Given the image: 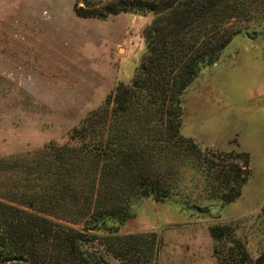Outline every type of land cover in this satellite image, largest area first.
I'll use <instances>...</instances> for the list:
<instances>
[{"label": "trees", "instance_id": "16d2710c", "mask_svg": "<svg viewBox=\"0 0 264 264\" xmlns=\"http://www.w3.org/2000/svg\"><path fill=\"white\" fill-rule=\"evenodd\" d=\"M77 17L151 14L146 51L130 83L67 136L42 150L0 159V264H154L153 233L119 234L144 199L176 195L183 171L202 175L207 210L236 201L250 157L215 152L181 135L182 98L231 40L264 29V0H109ZM206 210V209H205ZM234 223L209 228L217 264H264Z\"/></svg>", "mask_w": 264, "mask_h": 264}, {"label": "rangeland", "instance_id": "374dc122", "mask_svg": "<svg viewBox=\"0 0 264 264\" xmlns=\"http://www.w3.org/2000/svg\"><path fill=\"white\" fill-rule=\"evenodd\" d=\"M78 1L0 0V159L64 143L117 85L134 76L152 15L83 19L74 13ZM107 1L89 0L88 10ZM258 33L254 39L244 32L235 36L186 88L181 126V135L203 148L251 150L254 180L264 162V29ZM202 179L197 171H183L174 197L142 200L119 234L157 235L154 264H217L209 228L234 223L250 255L264 254V204L232 221L253 206L248 196L207 210Z\"/></svg>", "mask_w": 264, "mask_h": 264}, {"label": "crops", "instance_id": "0c3cea01", "mask_svg": "<svg viewBox=\"0 0 264 264\" xmlns=\"http://www.w3.org/2000/svg\"><path fill=\"white\" fill-rule=\"evenodd\" d=\"M181 126H182V123H181ZM208 149L215 150L209 147ZM218 151H221V150H218ZM235 151L247 153L250 157V165H251V162H252L251 157L253 155V152L251 150H249L248 148H244L242 145ZM262 164L263 165L261 166V169L258 170V175L256 176L257 177L256 180H254L252 178L253 176L251 175V177L249 178V180L243 187L240 197L236 200V201L242 200V198L247 195L249 201L251 202L253 206L249 207V210H247L248 211L247 213L238 214L235 217H233L232 221L252 216L253 214L257 213L261 209V206L264 204V162Z\"/></svg>", "mask_w": 264, "mask_h": 264}]
</instances>
